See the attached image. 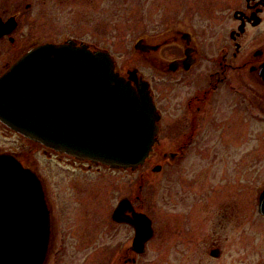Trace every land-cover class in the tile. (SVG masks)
<instances>
[{
	"label": "flooded vegetation",
	"instance_id": "obj_1",
	"mask_svg": "<svg viewBox=\"0 0 264 264\" xmlns=\"http://www.w3.org/2000/svg\"><path fill=\"white\" fill-rule=\"evenodd\" d=\"M133 1L135 24L128 29L119 17L111 26L110 0H0V45L5 46L0 60L6 61L0 75L35 46L73 41L108 52L122 76L148 80L160 114L158 140L135 169L79 161L0 121L4 133L18 139V149L0 152L13 153L43 184L50 225L44 264L61 261L65 236L75 234V221L88 216L90 176L103 170L138 175L136 188L119 198L111 215L132 232L127 243L118 245L112 264H139L147 253L156 227L143 195L147 182L160 178L168 183L172 202L195 205L191 218L201 219L197 228L207 227L214 235L244 224L243 237L254 259L264 253V230L258 228V220H264V0ZM125 35L133 40L126 41ZM125 44L132 45L131 53L122 57L114 46ZM54 161L59 165L49 174L51 189L45 165ZM126 198L130 208L125 215L144 212L152 221L154 235L144 246L135 244L133 224L113 219ZM238 205L245 206L244 215ZM254 231L261 236L257 242L250 235ZM209 247L210 256H223L221 239ZM110 249L103 246L101 257Z\"/></svg>",
	"mask_w": 264,
	"mask_h": 264
},
{
	"label": "water",
	"instance_id": "obj_2",
	"mask_svg": "<svg viewBox=\"0 0 264 264\" xmlns=\"http://www.w3.org/2000/svg\"><path fill=\"white\" fill-rule=\"evenodd\" d=\"M160 114L149 81L126 78L105 51L70 41L35 46L0 75V121L57 152L113 168L144 164L158 140ZM113 219L136 227L135 244L154 235L144 212ZM260 209L264 213V193ZM49 211L38 175L0 153V264H44Z\"/></svg>",
	"mask_w": 264,
	"mask_h": 264
},
{
	"label": "rangeland",
	"instance_id": "obj_3",
	"mask_svg": "<svg viewBox=\"0 0 264 264\" xmlns=\"http://www.w3.org/2000/svg\"><path fill=\"white\" fill-rule=\"evenodd\" d=\"M134 7L133 0H110L109 14L111 23L113 22L111 26L114 27L115 18L119 17L128 29L133 28ZM122 16L125 18L122 19ZM158 22L160 23L159 20ZM125 37L128 42L130 39L133 40L132 36L125 35ZM114 47L117 48L116 51L120 56H130L132 45ZM4 49L5 46L0 45V53L4 52ZM5 62L0 60V67ZM17 143L18 139L4 133L3 126L0 125V150L18 149ZM39 159L42 164L45 163L42 157ZM58 165L57 161L51 162L49 167L45 165L47 181L51 189H54L55 185L49 174L54 169L57 170ZM101 173L99 176H90L88 216L82 218V221L79 219L75 221L77 225L75 234L65 236L67 248H64L62 259L58 264H112L118 245L123 241L127 243L132 234L130 228L114 223L111 215L119 198L136 188L138 175L110 170H103ZM143 198L146 212L154 218L156 235L149 243L147 253L141 257L139 264H264V253L254 255V259L251 258L253 250L247 244V238L243 237L246 234L243 230L246 228L243 224L245 216L242 219V226L237 222L236 229L232 227L227 231L218 229L217 233L212 235L207 231V227L197 228V221L200 224L201 219L191 218L195 205L182 206L177 201L172 202L165 179L160 178L153 182L149 180ZM244 207L238 205V212L243 215ZM252 213L254 219L252 224L255 225L256 203L252 206ZM258 228L264 230V220L261 218L258 220ZM251 234L255 242L261 238L257 231ZM217 238L221 239L225 248L220 258H214L208 252L211 241ZM108 245L113 252L101 257L103 246ZM260 245L264 248V242Z\"/></svg>",
	"mask_w": 264,
	"mask_h": 264
}]
</instances>
